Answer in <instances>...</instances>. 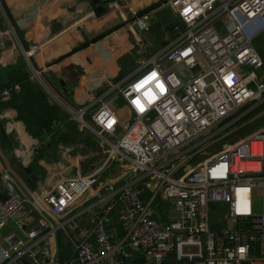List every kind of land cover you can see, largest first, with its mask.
Masks as SVG:
<instances>
[{
  "label": "built area",
  "instance_id": "built-area-1",
  "mask_svg": "<svg viewBox=\"0 0 264 264\" xmlns=\"http://www.w3.org/2000/svg\"><path fill=\"white\" fill-rule=\"evenodd\" d=\"M167 5L176 16L168 44L129 75L105 80L83 107L69 110L104 147V162L84 176L59 180L44 206L34 203L29 243L6 237L0 264H18L25 256L32 264H264V126L223 143L264 114L255 113L264 105L258 79L264 63L253 46L264 34V0ZM136 15L133 28L148 31L147 17ZM38 50L35 44L22 55L29 63ZM178 66L189 79L175 72ZM18 90L14 85L0 97ZM118 98L124 121L111 106ZM113 164L125 166L124 183L107 188L98 218L74 244L76 257L62 259L51 244L71 222L64 217ZM254 189L260 213L253 209ZM24 204L10 194L0 199V213L18 229ZM116 206L119 234L109 219ZM210 206H217L215 215L225 214L227 226L210 224Z\"/></svg>",
  "mask_w": 264,
  "mask_h": 264
},
{
  "label": "crops",
  "instance_id": "crops-1",
  "mask_svg": "<svg viewBox=\"0 0 264 264\" xmlns=\"http://www.w3.org/2000/svg\"><path fill=\"white\" fill-rule=\"evenodd\" d=\"M167 1L0 0V94L14 85L19 89L0 97V199L10 194L30 209H25L20 229L0 213L4 224L0 249L11 235L29 243L26 237L37 219L34 203L44 206V196L59 180L84 176L102 165L104 147L100 145L96 155L84 153V137L97 139L80 128L69 110L87 104L105 80L132 73L148 58L146 52L158 35L164 47L168 44L176 16ZM152 6L148 31L139 33L148 44L146 49L134 40V26L123 25L133 13L148 12ZM35 44L39 50L28 63L22 50ZM35 70L42 71L38 77L32 76ZM24 85L27 90H22ZM11 94L28 101L36 97L29 112L16 109ZM117 108L124 112L122 105ZM248 125L233 135L250 133L243 130ZM126 173L122 164L105 168L64 217L71 222L51 244L53 250L59 248L62 259L73 256L81 230L98 218L107 188L121 186ZM221 221L219 229L228 224L226 219ZM39 243L34 249L43 244Z\"/></svg>",
  "mask_w": 264,
  "mask_h": 264
},
{
  "label": "rangeland",
  "instance_id": "rangeland-1",
  "mask_svg": "<svg viewBox=\"0 0 264 264\" xmlns=\"http://www.w3.org/2000/svg\"><path fill=\"white\" fill-rule=\"evenodd\" d=\"M149 13H150V11L149 12H145L144 14L142 13V14H138V15H136V17L137 18H142V17H147V21L149 22ZM137 14V13H136ZM134 16H132V19H133V21H134V18H133ZM135 17V18H136ZM131 19V18H130ZM133 21L131 22V24L133 25ZM161 38V36H157V38H156V41H155V43H154V45L153 46H151V48H150V50H148L147 52H146V54H147V57H151V56H153V54L156 52V51H158V50H160L161 48H163L164 47V45H163V43H162V41L161 40H159ZM99 41V40H98ZM253 46H254V48L256 49V51H257V53L260 55V57L262 58V59H264V34H261V35H259V36H257L254 40H253ZM263 63H264V61H263ZM35 71H37V70H35ZM175 72L176 73H178V74H181V76H182V80L184 81V80H187V79H189L190 78V75H189V72H187V70H185L183 67H181V66H178V67H176L175 68ZM258 79H261L260 80V83H261V85H263L264 86V67H263V70L259 73V76H258ZM121 103V101L119 100V98L117 99V100H115L112 104H111V106L112 107H114L115 109H118L117 107H121V105H122V103ZM252 105H254V104H252ZM251 105V106H252ZM251 106H249V107H246L245 108V111H247ZM254 107V106H253ZM124 110V112H120L121 114H120V119L122 120V121H124V119L127 117V115H126V111H125V109H123ZM263 116H264V114H263ZM260 118H262V117H260ZM261 121V120H260ZM261 126H264V120H263V122L262 123H260V124H256L255 126H253V127H251L250 128V131H248V132H251V131H253L254 129H257V128H259V127H261ZM85 139L83 140V151H84V153H86V152H89L90 154H95L96 155V153H97V150H100V144H99V142H97L95 139H93V138H89L88 136L87 137H84ZM237 140V137L236 136H234V135H230L223 143H225V144H227V143H232V142H234V141H236ZM218 148V147H217ZM85 150H86V152H85ZM91 151L93 152V153H91ZM100 156V155H99ZM198 160L197 159H195L194 161H193V163L194 162H197ZM252 201H253V209H254V212L255 213H260V211H261V202H260V195H259V191L257 190V189H254L253 190V197H252ZM217 209V206H210V208H209V211H210V224L211 225H213V224H215V226H219V225H222V222L223 221H221V220H223V218L225 217V214L223 213V212H218L216 215L214 214V210H216ZM221 221V222H220Z\"/></svg>",
  "mask_w": 264,
  "mask_h": 264
},
{
  "label": "trees",
  "instance_id": "trees-1",
  "mask_svg": "<svg viewBox=\"0 0 264 264\" xmlns=\"http://www.w3.org/2000/svg\"><path fill=\"white\" fill-rule=\"evenodd\" d=\"M155 6H152L151 8H149V9H147L148 10V12L149 11H151V9H153ZM147 12V11H146ZM144 13V12H143ZM138 14H142V12L141 13H138ZM137 14V15H138ZM263 61H264V59H263ZM28 84V83H27ZM28 86H29V84H28ZM27 90V86L26 85H24L23 87H22V90ZM34 98H36V97H32V99H30L29 101H28V99L26 98V100L23 98V100H22V98H21V96L19 97H16V99H15V96H14V94H11V99L14 101V103H16L15 104V107H16V109H19V108H22V109H24V112H29V108L33 105V99ZM262 110H264V105L262 106V107H260L259 109H257V111H255V113H258V112H260V111H262ZM31 113V112H30ZM254 113V114H255ZM252 116V115H251ZM261 120V121H260ZM263 120H264V116L262 117V118H259L258 120H255V121H253L252 123H249V125L245 128V129H243L244 130V132H248V131H250V128L251 127H253V126H255L256 124H260V123H262L263 122ZM117 210H118V206H116V208L115 209H113L112 210V212L109 214V219L111 220V227H112V229L113 230H115L118 234L120 233L119 232V227H118V225H117V223H116V216H117ZM62 244H61V240H60V246H61ZM62 247V246H61Z\"/></svg>",
  "mask_w": 264,
  "mask_h": 264
},
{
  "label": "water",
  "instance_id": "water-1",
  "mask_svg": "<svg viewBox=\"0 0 264 264\" xmlns=\"http://www.w3.org/2000/svg\"><path fill=\"white\" fill-rule=\"evenodd\" d=\"M93 2H99L100 0H92ZM108 0H103V2H107ZM98 12H103V10L102 9H99V10H97ZM133 21V19L131 18V19H129V20H127L125 23H124V25L123 26H128V25H130L131 24V22ZM132 36H133V38H134V40L137 42V44L138 45H140V46H143L144 48H146V49H148V44H147V42L145 41V39H144V37L143 36H141L139 33H137L135 30H132ZM85 41H86V39H85ZM0 177H2L1 176V174H0ZM24 207H25V209L26 210H30L29 209V207L26 205V204H24ZM33 216H35L34 214H32ZM35 218H36V216H35ZM76 257V255L75 254H73V258H75ZM18 264H32V261L27 257V256H25L24 258H22V259H20V261H19V263Z\"/></svg>",
  "mask_w": 264,
  "mask_h": 264
}]
</instances>
